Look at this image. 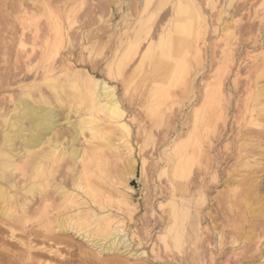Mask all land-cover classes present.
<instances>
[{"label":"rangeland","instance_id":"1","mask_svg":"<svg viewBox=\"0 0 264 264\" xmlns=\"http://www.w3.org/2000/svg\"><path fill=\"white\" fill-rule=\"evenodd\" d=\"M225 3L224 0H0V141L6 127L3 116L13 118L10 113L13 102L24 96L25 91L51 96L45 81L62 84L67 91L68 72L83 74L84 70L113 88L129 129L126 133L106 124V117L100 116L98 123L101 130L104 128V139L91 141L85 130L75 146L87 154L92 150L97 154L101 167L98 170L92 164L93 186L113 195L115 190L134 191L129 203L136 211L130 221L124 211L118 213L115 208L110 211L123 221L131 253L145 255L130 258L102 252L70 232L64 238L70 248L60 247L63 254L70 251L77 259L79 253L90 252L95 261L116 259L117 264H197L185 237L189 230L187 221L184 228L175 227L177 242L170 239L171 235L162 237L170 209L167 189L173 179L181 188L180 193H184L183 188L191 191L188 194L191 209L196 206L200 210L201 227L195 246L201 264L264 261V134L259 132L264 131V114H243L244 105L252 99L241 92L238 97L231 96L234 76L225 82L224 97H232L234 106L227 117L225 138L215 141V129L205 123L208 108L203 106L198 114H192L196 97L215 91L216 81L223 76L218 62L220 50L214 47L217 34L212 33L211 26L219 10H228ZM203 22L207 28L205 36L201 31ZM212 50L216 60L209 65ZM250 63L249 59L241 67ZM186 65L190 75L185 74ZM190 81L194 92L192 103L187 101L186 92ZM243 82L247 79L242 72L235 80L238 89L245 87ZM260 85L264 89V80ZM257 95L258 102H264V90ZM61 99L63 104L52 103L60 124L54 140L65 146L66 140L73 136L66 120L74 123L80 119L84 106L72 108L69 99ZM195 120L194 142H187L183 140L187 129L182 124H193ZM240 128L242 133L238 134ZM244 132L246 135L242 137ZM244 141L246 145L242 146ZM174 142L179 144L178 149H174ZM1 144L2 141L0 147ZM173 163L179 165L175 176ZM16 164L24 168L20 159ZM13 172L10 179L18 189L28 183L27 172ZM59 172L67 175L63 167ZM68 179L66 176L65 188L71 187ZM21 193L17 199L22 201ZM247 197L249 206L243 202ZM34 202L31 204L36 207ZM3 205L1 202L0 209ZM3 221L0 249L11 250L14 255L21 253L24 247L20 243L24 244L28 234L17 228L14 239L8 240L9 230ZM32 229L35 227L29 225L26 230ZM29 239L37 245L45 242L33 236ZM232 239L237 241L236 245H231ZM8 264L15 263L11 260Z\"/></svg>","mask_w":264,"mask_h":264},{"label":"bare ground","instance_id":"2","mask_svg":"<svg viewBox=\"0 0 264 264\" xmlns=\"http://www.w3.org/2000/svg\"><path fill=\"white\" fill-rule=\"evenodd\" d=\"M224 1H226L224 5L227 6L228 10L224 8L219 10V13L215 16L214 26H211L212 33L217 34V43L216 45L214 44V47H218L220 50L218 62L220 64L219 67L223 70V76H220L218 81H216L215 91H211L207 96L203 95L202 92L198 98L196 97L197 103L192 109V114L195 116L201 107L208 108L205 123L215 129L216 142H220L225 138L227 117L234 110L232 97L227 99L224 97L225 82L228 77L234 76L232 85L234 90L231 96L238 97L241 92L252 99V102L248 101L250 103L244 105L243 114L251 115L253 113L257 114V112L264 114V102H258L260 97L257 95V92L264 90L260 85V82L264 80V0ZM244 11L246 14H242ZM202 30L203 36H205L207 32L205 22H203V27L201 25ZM148 44L150 45V43ZM254 53L257 54L251 56ZM209 57V65H211L213 60H216L213 50ZM249 59L251 63L246 67H241L242 63ZM188 70L186 65L185 74L187 75L189 74ZM84 71L83 74L68 72L65 78V81L67 80V83H65L67 91H64L62 84L59 86L52 81H45L51 96L44 95L39 91L36 92V95L25 91L24 96L17 98L13 102L10 110L13 118L10 119L11 115L9 118L8 114L3 116L6 127L2 131V144L0 147V203L3 202L4 205L0 209V219L4 220V226H7L9 230L8 240L14 239V232L17 228L24 229V233L28 234V236L27 238L25 237L24 244L20 243L24 249L19 254L15 253L16 255H14L11 250L0 249V264H8L11 260L15 264H117L114 262L116 259H110L112 261L105 259L95 261L94 254H90V252L79 253L77 259H74L76 255L69 253L70 251L65 250L68 253L63 254L61 246L64 245L63 247L70 248V245L64 241L69 232L85 239L91 248L100 249L102 252L113 253L117 256L124 255L130 258L133 256L140 258L145 255L144 252L139 254L131 253L126 227L123 221L117 218L118 215L115 216L110 211L112 208H115L118 213L124 211L130 221L132 214L136 211V208L129 203V196L134 191L131 188H126V193L115 190V195H113L112 192L93 186L91 184L92 164L94 163L95 167H97L96 169L101 167L96 158L97 154L94 150H92L91 154H87L85 150L75 146L77 139L84 134L85 130L90 133L89 140L91 141L104 139L102 131L104 128L101 130V123H98L100 116L106 117L108 122L106 124L118 127L126 133L129 130H127L124 123V111L120 108L115 98L113 88L108 86L103 79H97L86 70ZM242 72L245 74L247 82L245 84V81L243 82L245 87L240 90L237 88L235 80ZM207 91L209 90L207 89ZM186 92L187 101L192 103L194 98L192 81L188 82ZM61 98L69 99L71 102L70 107L72 108L84 106V114L80 119L74 123L70 122L69 119L66 120V124L70 125L73 136L66 140L65 146L60 144L61 142L54 140L60 124L56 110L52 106L55 103L60 104L62 102ZM67 99L65 100L67 101ZM53 101L55 102L52 105ZM195 122L196 120L193 124H182L187 129L183 140L194 142L193 139L197 131ZM259 132L264 134V131ZM240 133H242L241 128L238 131V134ZM245 135L246 133L244 132L241 136L244 137ZM245 143L244 141L242 146H245ZM172 145L176 149L179 144L174 142ZM262 154L264 153L262 152ZM19 159L23 161L21 165H24V168L16 164ZM244 161L246 163V159ZM78 166L80 168L79 171ZM60 167L65 169L67 175L59 172ZM172 167V173L175 176L179 165L173 163ZM14 170L28 173V183L25 186L21 185L22 188L20 189L17 188L14 180L10 179ZM66 176L71 181L70 188L63 186ZM128 176L130 177L129 174ZM230 183L231 181L228 182V185H231ZM180 189L173 179L169 181L167 190L169 192L168 203L170 209L164 220L162 237L164 239L171 235L170 239L177 242L178 236L176 235L178 233L175 232V227L178 226V229H182L184 228V222L187 221L189 226L187 229L189 230L186 232L185 237L189 245V252L194 256V261L197 264H201L199 249L195 246L197 233L201 227L200 210H196V206L191 209V198L188 196L191 191L188 188H183L182 191L184 193H180ZM19 193H21L22 201L17 199ZM248 199L247 197L243 201L244 205L249 206L250 200ZM34 200L33 205H36V207L31 204ZM122 206L124 210H122ZM179 222L181 225L178 224ZM29 225L33 228L35 227V229L27 232L26 229ZM173 230L175 232L174 235H172L173 233L171 234ZM0 233H2L1 228ZM30 236L40 238L45 242H41L39 245L34 244L29 239ZM217 244L218 246L221 245L220 242ZM236 244L237 241L232 239L231 245ZM1 247L3 248L4 246ZM10 258L12 259L10 260ZM259 264H264V261Z\"/></svg>","mask_w":264,"mask_h":264}]
</instances>
